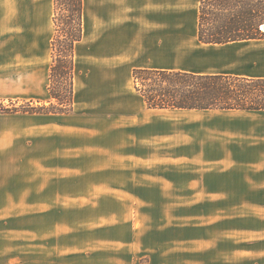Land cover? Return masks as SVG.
I'll use <instances>...</instances> for the list:
<instances>
[{"label":"crops","instance_id":"crops-1","mask_svg":"<svg viewBox=\"0 0 264 264\" xmlns=\"http://www.w3.org/2000/svg\"><path fill=\"white\" fill-rule=\"evenodd\" d=\"M83 2L73 110L0 113V247H17L9 263H50L51 231L62 229L60 205L50 200L81 196L70 189L81 178L83 109L94 95L111 100L114 88L133 84L138 69L264 78V40L199 41L201 0ZM54 16V0H0V101H51ZM140 106L155 115L171 113V158L206 168L201 184L207 197L264 198V111L153 110L144 99ZM179 117L204 119L193 138L188 130L179 136ZM179 137L185 145L178 148ZM215 224L217 238L195 242L201 254H193L194 241L186 239L171 246L168 261L150 257L138 264H261L256 229ZM243 232L251 237L243 239Z\"/></svg>","mask_w":264,"mask_h":264},{"label":"rangeland","instance_id":"rangeland-1","mask_svg":"<svg viewBox=\"0 0 264 264\" xmlns=\"http://www.w3.org/2000/svg\"><path fill=\"white\" fill-rule=\"evenodd\" d=\"M68 14L59 13L60 18ZM61 26L66 29V24ZM60 38L56 55L62 61L66 45L61 43L65 37ZM137 87L141 84L133 77L131 86L113 89L111 100L100 102L94 95L91 107L83 109L81 178L76 176V186L70 189L81 196L50 200L51 206L60 205L62 229L51 231L49 264H138L150 257L168 261L171 246L186 239L194 241L191 252L201 254L195 242L209 234L217 238L218 221L256 229L252 239H258L256 249L264 264V198L207 197L201 184L206 168L171 158L170 123L175 120L170 112L148 113L140 106ZM50 103L57 105L51 99L33 106ZM29 105L0 101V110ZM203 120L177 118L179 136L188 130L193 138ZM181 139L178 148L185 145ZM250 237L243 232V239ZM16 250L0 247V264H18L8 262Z\"/></svg>","mask_w":264,"mask_h":264},{"label":"trees","instance_id":"trees-1","mask_svg":"<svg viewBox=\"0 0 264 264\" xmlns=\"http://www.w3.org/2000/svg\"><path fill=\"white\" fill-rule=\"evenodd\" d=\"M83 0H54L55 37L50 72L49 106L1 109L0 113L68 114L73 110L75 46L83 36ZM60 11L68 16L60 18ZM67 17V19H66ZM66 24V29L62 28ZM264 0H201L199 41L206 45L264 40ZM63 32L64 35H61ZM65 37V55L58 43ZM137 92L153 110L264 111V78L200 75L182 71L143 70L133 73Z\"/></svg>","mask_w":264,"mask_h":264}]
</instances>
